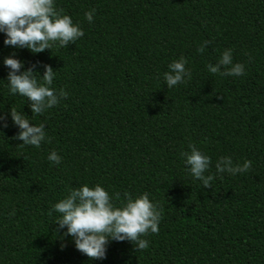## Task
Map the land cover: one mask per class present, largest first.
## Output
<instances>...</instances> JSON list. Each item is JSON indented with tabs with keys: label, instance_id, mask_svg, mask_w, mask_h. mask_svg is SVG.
Instances as JSON below:
<instances>
[{
	"label": "trees",
	"instance_id": "obj_1",
	"mask_svg": "<svg viewBox=\"0 0 264 264\" xmlns=\"http://www.w3.org/2000/svg\"><path fill=\"white\" fill-rule=\"evenodd\" d=\"M84 32L67 47L32 53L0 32V264H264V0H54ZM93 12L90 23L85 16ZM208 42L205 46V42ZM204 46L203 52L198 49ZM243 76L211 73L225 50ZM57 71L67 97L32 114L10 93L5 57ZM191 77L168 88L180 58ZM231 67V66H229ZM38 83H43L39 78ZM45 125L39 147L14 139L10 111ZM5 125H7L5 127ZM189 145L210 157L211 188L190 172ZM56 152L62 159H48ZM251 168L217 173L216 163ZM84 185L122 208L147 193L162 209L158 233L110 240L106 258L77 250L54 205Z\"/></svg>",
	"mask_w": 264,
	"mask_h": 264
},
{
	"label": "clouds",
	"instance_id": "obj_2",
	"mask_svg": "<svg viewBox=\"0 0 264 264\" xmlns=\"http://www.w3.org/2000/svg\"><path fill=\"white\" fill-rule=\"evenodd\" d=\"M86 19L93 21V12L85 13ZM0 32H4V44L15 48H27L32 53H41L52 48L51 42H59L61 47L75 43L83 37L84 32L78 25H74L70 16L63 15L54 7V0H0ZM205 42V46L207 45ZM204 46L198 51L203 52ZM15 53L5 57L4 64L10 69L7 81L11 94H19L29 101L32 114H42L46 109L55 106L59 97H67V92L60 90L59 96L50 86L57 71L50 65H44V73L24 68L22 61L14 58ZM232 50L227 49L215 65H208V70L215 74L228 76H243V64L233 65ZM187 61L182 57L169 65L170 71L165 73L164 79L168 88L185 82L191 77L186 69ZM231 66V67H229ZM43 83H38V77ZM12 121L21 131L14 139L22 141L24 145L39 147L45 139V125H34L23 113L11 108ZM7 125H5L6 127ZM191 153H184L185 163L190 166L191 174L202 181L204 188H211L214 179L212 174L205 175L211 164L210 157L203 155L194 146L189 145ZM48 159L55 164L61 163V157L52 152ZM251 161L243 165L233 166L230 157H221L216 163L217 173L228 172L232 175L250 170ZM126 203L122 208L114 206L109 193L100 185L94 188L84 185L74 189L70 195L54 205V211L62 214L56 224L59 228H67L65 236L74 239L77 250L90 259L106 258V245L110 240L132 242L135 251L145 250L149 242L141 237L149 231L158 233L162 209L157 210L147 193L133 200L125 194Z\"/></svg>",
	"mask_w": 264,
	"mask_h": 264
}]
</instances>
